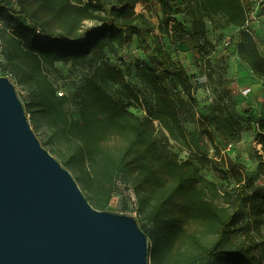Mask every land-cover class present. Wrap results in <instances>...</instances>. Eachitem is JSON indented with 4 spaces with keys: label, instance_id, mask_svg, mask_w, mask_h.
I'll use <instances>...</instances> for the list:
<instances>
[{
    "label": "trees",
    "instance_id": "obj_1",
    "mask_svg": "<svg viewBox=\"0 0 264 264\" xmlns=\"http://www.w3.org/2000/svg\"><path fill=\"white\" fill-rule=\"evenodd\" d=\"M152 1L161 12L157 25L136 11ZM251 11L249 0H0V77L10 74L28 94L24 109L30 126L42 130L43 145L94 209L107 211L118 183L132 189L138 221L148 225L142 228L148 264H264V180L255 184L216 145L215 159L181 161L155 141L161 129L180 149L190 148L179 111L183 101L174 91L178 87L190 97L192 83L177 54L166 51L163 37L210 46L206 20L221 16L238 30L239 60L264 81V54ZM185 22L191 23L189 33ZM133 43L150 55V64L144 58L132 64L110 61L108 54L117 58V51ZM86 60L95 71L75 97V119L65 108L69 98L57 95L46 68L76 67ZM132 69L139 90L126 80ZM133 106L143 109V116L131 111ZM210 124L226 149L241 142L243 127L229 106L216 105ZM260 124L264 129V119ZM256 142L263 174L264 131ZM198 164L226 167L235 187L221 191Z\"/></svg>",
    "mask_w": 264,
    "mask_h": 264
},
{
    "label": "water",
    "instance_id": "obj_2",
    "mask_svg": "<svg viewBox=\"0 0 264 264\" xmlns=\"http://www.w3.org/2000/svg\"><path fill=\"white\" fill-rule=\"evenodd\" d=\"M148 252L134 217L92 207L0 77V264H148Z\"/></svg>",
    "mask_w": 264,
    "mask_h": 264
},
{
    "label": "rangeland",
    "instance_id": "obj_3",
    "mask_svg": "<svg viewBox=\"0 0 264 264\" xmlns=\"http://www.w3.org/2000/svg\"><path fill=\"white\" fill-rule=\"evenodd\" d=\"M137 12H145V15L157 25L161 12L153 1L148 6L137 5ZM259 17L254 23V28L259 31V38L257 40L261 52L264 51V7L258 8ZM176 18L179 22H183L182 15L177 14ZM207 39L210 46H204L203 43L194 44L189 40L179 41L176 36H164L163 43L166 51L173 54L176 53L178 58L182 61L192 83L191 96H184L183 90L176 88L175 95L182 98L183 105L180 107V117L186 129L189 149H180L174 144L166 135V133L159 129L155 134V141L158 145H166L172 152L178 154L179 160L187 161L191 159L195 161V157H206L208 159H215V145L221 149V154H227L223 142L218 135L212 131L210 118L214 113L216 105L229 106L231 111L235 114L237 120L241 123L242 141L239 146L231 148L230 155L237 167L244 173L250 176L255 184L264 180V173L258 172V162L256 153L260 146L257 145V133L262 129L261 124H257L253 119L247 122L249 111H244L242 102H234L233 89H231L229 68L234 57V48L236 45V36L238 30L235 27L229 26L221 16H213L206 20ZM185 33L191 30V23H184ZM227 41L230 45L225 46ZM146 58L143 61L150 64V55L146 52ZM116 56L108 54L110 61L113 64H118V58L122 59L125 64H132L138 59H141L140 51L136 44H131L123 51H117ZM231 63V64H230ZM122 66H120L121 68ZM95 71V66L88 60L84 61L79 66L71 65H57L54 68H46V74L53 83L57 92H62L69 98L68 104L65 106L66 111L70 116L77 119L76 113V95L83 86L84 79ZM127 82L136 90H139L137 76L132 69L129 74H126ZM15 86V81L10 80ZM208 87L210 95L206 93L205 88ZM18 97L23 105L29 101L28 94L20 86H15ZM236 94H240L238 91ZM239 96V95H237ZM233 104V105H232ZM131 111L137 115L143 116L144 110L138 107H131ZM29 120V119H28ZM248 123V124H247ZM34 131L36 137L39 139L41 145L50 153L49 149L43 145L45 136L42 130ZM51 154V153H50ZM52 155V154H51ZM53 156V155H52ZM54 157V156H53ZM56 159V157H54ZM201 174L208 180L216 183L221 191H229L235 187L234 181L229 170L226 167H212L200 166ZM107 211L123 214L134 217L139 226L144 230L148 229L145 222L138 221L136 214L135 196L130 187L117 184L116 192L114 193ZM243 217L246 219L247 214ZM261 231L264 237V222L261 226Z\"/></svg>",
    "mask_w": 264,
    "mask_h": 264
},
{
    "label": "crops",
    "instance_id": "obj_4",
    "mask_svg": "<svg viewBox=\"0 0 264 264\" xmlns=\"http://www.w3.org/2000/svg\"><path fill=\"white\" fill-rule=\"evenodd\" d=\"M178 20V19H177ZM134 44V43H133ZM140 51V50H139ZM264 54V51L262 52ZM141 58L145 57L146 54L144 51H140ZM232 64L230 65V82L231 89H233V101L239 103L242 102V106H244V111H249L248 118H251L252 121L256 122V125L264 119V81L257 79L249 69V67L241 62L237 56V50L234 48V57L232 60ZM63 65V64H56ZM193 91V90H192ZM238 91L240 94H236ZM239 95V96H237ZM233 105V104H232ZM242 141V140H241ZM241 142L237 145H233L235 148L239 146ZM227 149V154L230 156V149Z\"/></svg>",
    "mask_w": 264,
    "mask_h": 264
},
{
    "label": "built area",
    "instance_id": "obj_5",
    "mask_svg": "<svg viewBox=\"0 0 264 264\" xmlns=\"http://www.w3.org/2000/svg\"><path fill=\"white\" fill-rule=\"evenodd\" d=\"M249 3L251 5V9H252V11H251V20L255 21L259 17V13H258L259 11H257L258 8L264 7V0H249ZM0 25H3V23H0ZM228 45H230L229 41H227L225 46H228ZM0 57H1V49H0ZM7 77L8 78L11 77L10 74L7 75ZM206 93L208 95H210V90L208 88H206ZM57 95L58 96H62L63 93L59 92V93H57ZM229 147H231V146H229Z\"/></svg>",
    "mask_w": 264,
    "mask_h": 264
}]
</instances>
